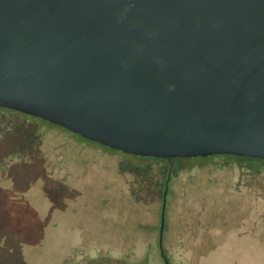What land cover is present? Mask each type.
<instances>
[{
  "label": "water",
  "instance_id": "obj_1",
  "mask_svg": "<svg viewBox=\"0 0 264 264\" xmlns=\"http://www.w3.org/2000/svg\"><path fill=\"white\" fill-rule=\"evenodd\" d=\"M0 107L143 157L264 159V0H0Z\"/></svg>",
  "mask_w": 264,
  "mask_h": 264
},
{
  "label": "rangeland",
  "instance_id": "obj_2",
  "mask_svg": "<svg viewBox=\"0 0 264 264\" xmlns=\"http://www.w3.org/2000/svg\"><path fill=\"white\" fill-rule=\"evenodd\" d=\"M170 166L0 108V264H165L170 172V264H264V161Z\"/></svg>",
  "mask_w": 264,
  "mask_h": 264
},
{
  "label": "flooded vegetation",
  "instance_id": "obj_3",
  "mask_svg": "<svg viewBox=\"0 0 264 264\" xmlns=\"http://www.w3.org/2000/svg\"><path fill=\"white\" fill-rule=\"evenodd\" d=\"M1 108H4V107H1ZM6 109H8V108H6ZM9 110H11V109H9ZM13 111H15V110H13ZM21 113V112H20ZM22 114H24V115H28V114H25V113H22ZM31 116V115H30ZM46 121V120H45ZM51 123V122H50ZM53 124V123H52ZM56 125V124H55ZM64 128V127H63ZM64 129H66V128H64ZM66 130H68V129H66ZM68 131H70V130H68ZM71 132V131H70ZM73 133V132H72ZM76 134V133H75ZM77 135H79V134H77ZM85 139V138H84ZM85 140H87V141H89V142H93V141H90V140H88V139H85ZM93 143H97V142H93ZM97 144H99V145H101V146H103V147H105V148H108V149H110V150H113V151H119V152H123V151H120V150H116V149H111V148H109V147H107V146H104V145H102V144H100V143H97ZM123 153H125V152H123ZM125 154H127V155H132V156H134V154H128V153H125ZM223 155H227V154H223ZM229 155V154H228ZM138 156V155H137ZM211 156H213V157H215V156H222V155H211ZM236 156V155H235ZM141 157H143V156H141ZM149 157H151V156H149ZM208 157H210V156H207V157H202V156H198V157H190V158H181V159H192V158H194V159H204V158H208ZM240 157H243V156H240ZM251 158V157H250ZM154 159H158V160H165V161H167L171 166H170V171L172 170V162H173V160L174 159H179V158H172V159H164V158H156V157H154ZM264 160V159H263ZM171 180V172L169 173V175H168V177H167V180H166V189H165V192H164V199H165V201H164V205H163V211H162V217H161V227H160V238H159V243H160V239L162 238V245H163V250H164V252H165V254H166V251H165V247H164V243H163V235H164V226H165V209H166V198H167V192H168V189H169V181ZM163 217H164V226H163V229H162V223H163ZM161 231H162V235H161ZM160 250H161V255H162V248H161V244H160ZM162 257L164 258V261H165V257H164V255H162ZM166 257L168 258V256H167V254H166ZM168 260H169V258H168ZM166 264V263H165ZM169 264H170V261H169Z\"/></svg>",
  "mask_w": 264,
  "mask_h": 264
},
{
  "label": "trees",
  "instance_id": "obj_4",
  "mask_svg": "<svg viewBox=\"0 0 264 264\" xmlns=\"http://www.w3.org/2000/svg\"><path fill=\"white\" fill-rule=\"evenodd\" d=\"M1 108V107H0ZM49 122V121H47ZM50 123V122H49ZM80 136V135H78ZM82 137V136H80ZM83 138V137H82ZM84 139V138H83ZM135 157H139V158H143V159H147V158H154V157H141V156H137V155H134ZM223 157H227V158H243V159H246V160H249V161H264L263 159H259V158H250V157H240V156H235V155H222ZM213 156H210L208 158H211ZM249 164H252V163H249Z\"/></svg>",
  "mask_w": 264,
  "mask_h": 264
}]
</instances>
